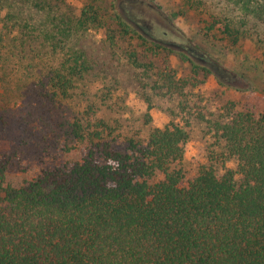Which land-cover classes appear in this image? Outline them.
I'll list each match as a JSON object with an SVG mask.
<instances>
[{
    "label": "trees",
    "instance_id": "obj_1",
    "mask_svg": "<svg viewBox=\"0 0 264 264\" xmlns=\"http://www.w3.org/2000/svg\"><path fill=\"white\" fill-rule=\"evenodd\" d=\"M178 1L174 17L264 57V0ZM172 52L113 0H0V83L17 78L27 117L82 153L16 186L0 160V264H264V96L207 121V162L191 175L188 119L128 122L130 93L195 113L187 90L211 70L180 72Z\"/></svg>",
    "mask_w": 264,
    "mask_h": 264
},
{
    "label": "rangeland",
    "instance_id": "obj_2",
    "mask_svg": "<svg viewBox=\"0 0 264 264\" xmlns=\"http://www.w3.org/2000/svg\"><path fill=\"white\" fill-rule=\"evenodd\" d=\"M118 1L113 0V4L115 11L120 14ZM146 1L159 8L171 22V24L162 22L152 16L150 20L152 35L192 44L208 58L228 70L225 80H220L211 71L198 87L187 90V102L194 109L197 107L192 115L180 111L178 99L150 94L148 103L139 98L136 93L129 95L130 108L127 116H129L128 122L133 129L145 127L144 115L147 112L150 116L148 128L162 127L171 120L181 121L182 117L188 119L190 137L185 146L182 167L188 175H191L196 171L199 163L207 162L208 151L212 143L207 121L225 113L224 106L230 102H235L238 109L245 97L252 94L264 96V57L248 43L231 47L205 35L194 23L192 14L186 13L184 16L174 17L173 14L179 7L178 0ZM74 3L77 4V0H74ZM125 6L141 10L138 6ZM128 12L137 20H148L145 16H147L146 13L150 14L145 9L139 13L129 8ZM161 24L166 27L168 34H163L164 28H161ZM136 32L143 36L138 30ZM172 50L170 63L180 72L189 70L192 62L196 63L186 53ZM11 80L13 83L6 84V86L0 83V160L7 162V179L16 186L24 179L37 175L41 170L53 167L66 158H78L82 153L77 151L67 153L64 149L66 148L64 137L53 136L46 127H43V124L33 122L32 117H27L26 114L31 106L21 104L23 100L18 97L19 93L14 91L17 78ZM149 104L150 109H148ZM200 112H204L206 121L197 116ZM47 113L49 112H46V117L49 118ZM52 117L54 116L50 115V118ZM228 166L233 167L234 165L230 163Z\"/></svg>",
    "mask_w": 264,
    "mask_h": 264
},
{
    "label": "water",
    "instance_id": "obj_3",
    "mask_svg": "<svg viewBox=\"0 0 264 264\" xmlns=\"http://www.w3.org/2000/svg\"><path fill=\"white\" fill-rule=\"evenodd\" d=\"M125 5L138 6L141 9L148 10L150 15L162 20V22H168L171 24L170 20L161 12L159 8H156L151 2L146 0H119L118 7L119 12L123 19L128 22L133 28L141 32V34L163 46L169 47L174 50H178L186 53L193 61L196 63L209 68L220 80H225L228 75V70L223 68L219 63L208 58L203 52L199 51L192 44H186L177 42L175 40L158 38L151 33V21L150 20H137L132 17L126 9Z\"/></svg>",
    "mask_w": 264,
    "mask_h": 264
},
{
    "label": "flooded vegetation",
    "instance_id": "obj_4",
    "mask_svg": "<svg viewBox=\"0 0 264 264\" xmlns=\"http://www.w3.org/2000/svg\"><path fill=\"white\" fill-rule=\"evenodd\" d=\"M129 8L130 9H135V10H137L139 13H141L143 10L141 9V10H138L137 8H135V7H129V6H126V9H127V11H129ZM146 13V12H145ZM147 14V16H145L146 18H148V20H151V18H152V16L150 15V14H148V13H146ZM144 15V14H143ZM161 28H164V30H163V34H168V30L167 29H165L166 27H164V25L163 24H161ZM160 28V27H159Z\"/></svg>",
    "mask_w": 264,
    "mask_h": 264
}]
</instances>
